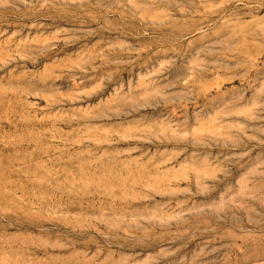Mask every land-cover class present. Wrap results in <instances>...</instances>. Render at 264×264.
Here are the masks:
<instances>
[{"label": "rangeland", "instance_id": "rangeland-1", "mask_svg": "<svg viewBox=\"0 0 264 264\" xmlns=\"http://www.w3.org/2000/svg\"><path fill=\"white\" fill-rule=\"evenodd\" d=\"M0 264H264V0H0Z\"/></svg>", "mask_w": 264, "mask_h": 264}, {"label": "bare ground", "instance_id": "bare-ground-1", "mask_svg": "<svg viewBox=\"0 0 264 264\" xmlns=\"http://www.w3.org/2000/svg\"><path fill=\"white\" fill-rule=\"evenodd\" d=\"M200 3V2H199ZM203 3V2H202ZM204 4V3H203ZM195 5V4H194ZM186 10V9H185ZM189 10V9H188ZM180 11V10H179ZM186 12V11H185ZM163 16V15H162ZM217 34V33H216ZM215 35V34H214ZM208 48V47H207ZM212 50V49H211ZM166 52V51H165ZM171 52V51H170ZM161 53V52H160ZM200 54H201V52H200ZM178 55V54H177Z\"/></svg>", "mask_w": 264, "mask_h": 264}]
</instances>
